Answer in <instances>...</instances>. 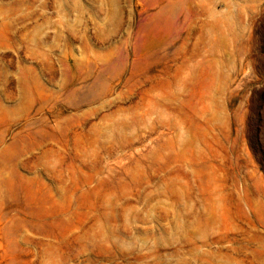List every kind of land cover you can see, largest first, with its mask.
<instances>
[{
    "label": "rangeland",
    "instance_id": "obj_1",
    "mask_svg": "<svg viewBox=\"0 0 264 264\" xmlns=\"http://www.w3.org/2000/svg\"><path fill=\"white\" fill-rule=\"evenodd\" d=\"M0 264H264V0H0Z\"/></svg>",
    "mask_w": 264,
    "mask_h": 264
}]
</instances>
